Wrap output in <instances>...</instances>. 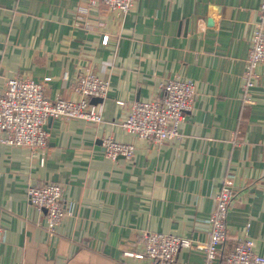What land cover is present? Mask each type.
<instances>
[{
	"label": "crops",
	"instance_id": "0c3cea01",
	"mask_svg": "<svg viewBox=\"0 0 264 264\" xmlns=\"http://www.w3.org/2000/svg\"><path fill=\"white\" fill-rule=\"evenodd\" d=\"M259 3L138 0L122 13L86 0H0V92L21 77L43 81L48 98L78 100L82 73L109 81L99 123L52 117L42 150L0 142V264H148L123 252L142 250L143 231L205 241L226 176L228 246L247 235L264 254V62L242 102ZM175 77L195 83L179 138L156 145L121 127L130 102L161 95ZM109 135L132 143L133 156L107 157ZM44 181L63 185L71 211L50 230L27 196ZM173 264L203 256L183 247Z\"/></svg>",
	"mask_w": 264,
	"mask_h": 264
},
{
	"label": "built area",
	"instance_id": "2783aa9c",
	"mask_svg": "<svg viewBox=\"0 0 264 264\" xmlns=\"http://www.w3.org/2000/svg\"><path fill=\"white\" fill-rule=\"evenodd\" d=\"M89 6L104 3L111 10L122 13L130 9L138 0H86ZM108 36L102 38L106 42ZM243 73L242 102H252L249 88L256 84L258 75L255 70L258 63L264 62V0L259 3V20L253 31ZM49 79L45 77L44 80ZM109 81L96 73L86 71L79 75L74 84L80 93V99H53L44 94L43 81L13 77L6 81V88L0 92V142L25 145L32 151L44 149L48 142L46 121L48 117L65 119L79 117L99 123L102 120V104L90 102L92 96L104 97ZM161 95L132 101L120 122L122 128L156 145H162L180 137V126L191 109L195 83L188 78H170L161 83ZM118 104L125 102L119 100ZM104 153L111 159L119 156L131 158L134 154L132 143L121 142L113 137L101 139ZM44 156L40 157L43 163ZM233 177L222 179L215 196V206L207 218V239L203 242L189 237L158 231L141 233L142 250H126L125 255L146 258L148 264H173L180 248L199 251L203 264H264V254L254 250L253 239H236L228 246L226 216L233 203L235 190ZM29 201L46 214V228L54 229L62 218L69 214V207L63 200V185L59 182L44 181L27 188ZM248 224L246 225L247 230Z\"/></svg>",
	"mask_w": 264,
	"mask_h": 264
},
{
	"label": "water",
	"instance_id": "95a60500",
	"mask_svg": "<svg viewBox=\"0 0 264 264\" xmlns=\"http://www.w3.org/2000/svg\"><path fill=\"white\" fill-rule=\"evenodd\" d=\"M100 100H101V98L95 97V96L91 97V99H90L91 102H97V101H100ZM51 119H52V117H48V120H47V123H46V128L49 126Z\"/></svg>",
	"mask_w": 264,
	"mask_h": 264
}]
</instances>
